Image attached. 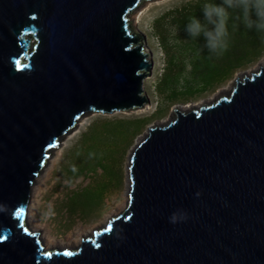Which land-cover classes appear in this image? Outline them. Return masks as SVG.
Segmentation results:
<instances>
[{
	"label": "water",
	"instance_id": "1",
	"mask_svg": "<svg viewBox=\"0 0 264 264\" xmlns=\"http://www.w3.org/2000/svg\"><path fill=\"white\" fill-rule=\"evenodd\" d=\"M150 0H0V264H264V65L148 127L129 199L78 247L48 248L31 190L88 112L142 108Z\"/></svg>",
	"mask_w": 264,
	"mask_h": 264
},
{
	"label": "rangeland",
	"instance_id": "2",
	"mask_svg": "<svg viewBox=\"0 0 264 264\" xmlns=\"http://www.w3.org/2000/svg\"><path fill=\"white\" fill-rule=\"evenodd\" d=\"M186 1L188 0L146 1L132 15L135 27L144 36L145 46L152 62L151 72L144 80L148 102L142 108L131 111L86 113L75 128L60 138L58 145L52 150L48 165L37 177L31 190L27 219L31 228L37 231L45 242L46 237L51 241L53 249L65 246L74 248L77 246L75 241L78 238L91 236L95 230L105 226V220L109 215L113 214L108 218V222L110 218L122 212H119L118 206L127 200L131 182L128 170L129 157L136 144L147 134L149 126L168 122L176 115V109L188 111L228 94L237 78L255 72L264 65L263 51L258 59L238 69L231 77L196 98L159 103L155 85L167 66V55L155 34L153 22L157 16ZM137 117H148L149 121L121 151L117 179L109 185L107 198L100 206L98 199L94 198L95 202L92 199L96 192H100L101 182L96 174L89 173L75 179L69 176V167L72 166V158L78 150L80 136L97 119ZM90 181L92 183L87 186ZM38 186L41 190L36 194ZM81 200L89 201L92 207L89 212L86 213V209L81 207L79 203ZM93 228L95 230L92 233Z\"/></svg>",
	"mask_w": 264,
	"mask_h": 264
},
{
	"label": "trees",
	"instance_id": "3",
	"mask_svg": "<svg viewBox=\"0 0 264 264\" xmlns=\"http://www.w3.org/2000/svg\"><path fill=\"white\" fill-rule=\"evenodd\" d=\"M220 2L188 0L154 19L155 34L167 55V66L155 85L159 103L196 98L262 55L264 38L242 24L234 28L237 23L234 12L229 19V47L222 54H210L203 37L194 39L188 36L185 27L192 17L203 19V5ZM147 121L148 117L97 119L81 134L69 176L75 179L89 173L96 174L101 182L100 192L91 198L93 201L98 199L100 206L107 198L109 185L117 179L121 151ZM79 203L86 213L92 208L89 201Z\"/></svg>",
	"mask_w": 264,
	"mask_h": 264
},
{
	"label": "clouds",
	"instance_id": "4",
	"mask_svg": "<svg viewBox=\"0 0 264 264\" xmlns=\"http://www.w3.org/2000/svg\"><path fill=\"white\" fill-rule=\"evenodd\" d=\"M233 12L236 13L237 22L233 25L234 28L242 24L264 38V0H221L220 3H205L202 8L203 19L192 17L185 32L194 39L203 37L208 52L218 56L229 47V19Z\"/></svg>",
	"mask_w": 264,
	"mask_h": 264
},
{
	"label": "bare ground",
	"instance_id": "5",
	"mask_svg": "<svg viewBox=\"0 0 264 264\" xmlns=\"http://www.w3.org/2000/svg\"><path fill=\"white\" fill-rule=\"evenodd\" d=\"M129 164H130V162H129ZM46 168V167H45ZM131 183V182H130ZM129 183V184H130ZM34 186V185H33ZM41 190V187H36V194L37 193H39V191ZM128 199H129V195H128V198H127V200H125L123 203H121L119 206H118V209L120 210L119 212H121V211H123L125 208H126V206H127V203H128ZM118 212V213H119ZM117 213V214H118ZM120 214V213H119ZM113 215V214H112ZM112 215H109L107 218H106V220H105V223L107 224V222H108V218L109 217H111ZM106 224H105V226H106ZM104 226V227H105ZM93 230H95L94 228L91 230V232L93 233ZM34 231V230H33ZM84 235V234H83ZM89 237V236H88ZM45 238V237H44ZM76 244H77V246H75V247H78L81 243H82V238L80 237V238H78L76 241ZM44 243L46 244V246L48 247V248H52L53 249V245H52V243H51V241L48 239L47 240V237H46V242L44 241ZM67 247H69V246H67ZM66 246L65 247H62L61 249H64V248H67ZM74 247V248H75ZM69 248H72V247H69ZM74 248H72V249H74Z\"/></svg>",
	"mask_w": 264,
	"mask_h": 264
}]
</instances>
